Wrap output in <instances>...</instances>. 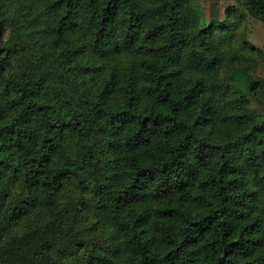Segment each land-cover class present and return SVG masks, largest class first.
Listing matches in <instances>:
<instances>
[{"label": "trees", "instance_id": "trees-1", "mask_svg": "<svg viewBox=\"0 0 264 264\" xmlns=\"http://www.w3.org/2000/svg\"><path fill=\"white\" fill-rule=\"evenodd\" d=\"M233 2L0 0V264H264V0Z\"/></svg>", "mask_w": 264, "mask_h": 264}, {"label": "rangeland", "instance_id": "rangeland-1", "mask_svg": "<svg viewBox=\"0 0 264 264\" xmlns=\"http://www.w3.org/2000/svg\"><path fill=\"white\" fill-rule=\"evenodd\" d=\"M211 0H197V2L200 4L202 11H203V19L206 25L211 22L210 19V13L209 12V5ZM221 1V7H220V19L225 18V12L230 6L234 4L233 0H220ZM248 25L244 24L245 28H247V37L251 44L261 48L264 50V23L257 20V19H251L248 20ZM243 26V27H244ZM219 29V28H218ZM251 65H253L255 62L250 61ZM250 73L255 76L256 78H264V63H262L259 66H256L255 69H249Z\"/></svg>", "mask_w": 264, "mask_h": 264}]
</instances>
